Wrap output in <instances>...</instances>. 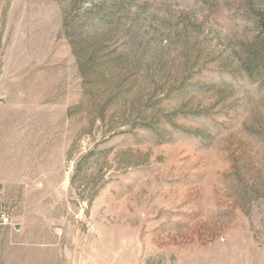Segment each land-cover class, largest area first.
I'll list each match as a JSON object with an SVG mask.
<instances>
[{
    "label": "rangeland",
    "instance_id": "1",
    "mask_svg": "<svg viewBox=\"0 0 264 264\" xmlns=\"http://www.w3.org/2000/svg\"><path fill=\"white\" fill-rule=\"evenodd\" d=\"M0 264H264V0H0Z\"/></svg>",
    "mask_w": 264,
    "mask_h": 264
},
{
    "label": "built area",
    "instance_id": "2",
    "mask_svg": "<svg viewBox=\"0 0 264 264\" xmlns=\"http://www.w3.org/2000/svg\"><path fill=\"white\" fill-rule=\"evenodd\" d=\"M1 201L2 200L0 199V224L1 225H11L12 219L10 215L1 208L2 206Z\"/></svg>",
    "mask_w": 264,
    "mask_h": 264
}]
</instances>
